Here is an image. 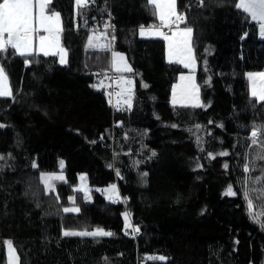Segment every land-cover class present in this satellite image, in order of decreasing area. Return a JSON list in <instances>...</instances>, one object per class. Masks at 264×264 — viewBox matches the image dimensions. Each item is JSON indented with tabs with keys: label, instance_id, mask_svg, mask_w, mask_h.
Instances as JSON below:
<instances>
[{
	"label": "trees",
	"instance_id": "1",
	"mask_svg": "<svg viewBox=\"0 0 264 264\" xmlns=\"http://www.w3.org/2000/svg\"><path fill=\"white\" fill-rule=\"evenodd\" d=\"M237 2L177 0L187 18L179 26L194 29L199 107L171 104L178 75L191 69L166 60L163 38L139 34L157 22L148 0H95L84 16L75 0H53L66 64L34 54L26 65L13 49L0 52L14 94L0 97V264L6 240L18 264H264V227L245 194L264 213L255 181L264 160L250 138L252 125L264 124V101L250 95L246 75L264 70V39ZM108 10L112 49L88 47L89 28L105 24ZM115 50L133 70L130 108L111 103L109 75L98 72ZM58 172L63 179L46 190L41 173ZM80 173L91 199L76 189ZM110 185L119 199L99 190ZM71 207L80 211H63ZM97 227L113 235H63Z\"/></svg>",
	"mask_w": 264,
	"mask_h": 264
},
{
	"label": "snow or ice",
	"instance_id": "2",
	"mask_svg": "<svg viewBox=\"0 0 264 264\" xmlns=\"http://www.w3.org/2000/svg\"><path fill=\"white\" fill-rule=\"evenodd\" d=\"M223 0H221V3ZM89 3H95V0H75V4L78 9V15H86V8ZM150 5L155 6L159 18V24L149 25L146 29L144 25L140 26L139 34L145 36L146 33L149 35H155L162 37L167 42V56L168 59L176 60L183 64L186 68H193L196 64L195 57L193 55L192 37L194 29L190 26L180 28L181 23L186 22V14L177 12V0H148ZM53 0H0V52L7 53L9 48L13 49L20 56L25 57V64L28 65L32 61L27 57L36 53H43L44 56H48L50 53H55L60 57V63L66 64L67 61V49L61 44V33L63 32L61 13L51 7ZM198 6L204 5V0H197ZM188 7V6H186ZM235 8L242 10L244 14L250 17L253 21L259 24V35L264 37V0H238L235 4ZM111 14L109 13V17ZM87 19L84 23L87 24ZM173 26L175 30L173 31ZM113 27L110 23L106 22L104 25L105 31L96 35L95 30L88 36V47L100 48L102 50L110 49L112 41H115V35H112L107 43H100L101 38L107 36V29ZM169 29L168 32L162 29ZM43 33V34H41ZM247 36V33H245ZM38 40V43H37ZM206 63V62H205ZM111 65L116 73L132 72L131 66L127 63L125 56L119 52H112ZM247 77L251 81L250 95L257 98L258 101H264V71L260 72H248ZM257 81H259V87H257ZM133 81L121 76L116 81V86L120 88L118 96H126L124 103L131 107L132 94H133ZM147 87V85H145ZM177 89L180 93V102H183L188 97H193L197 101L199 100L198 86L195 83V78L192 75L185 76L181 74L180 84L173 86L172 103L175 105L177 100ZM0 97H13V90L11 88L8 75L0 64ZM199 106V105H196ZM211 123V121H210ZM0 127L5 125L0 124ZM176 127V125H173ZM199 128V125H197ZM223 127V124L220 125ZM251 143L256 145L260 144L261 153L257 155L255 159L264 160V124H253L251 130ZM199 141V137L197 138ZM224 153H222L223 155ZM155 155V152H153ZM212 154L209 153V156ZM247 155V154H246ZM4 157L0 156V160ZM254 163V160H250L248 164L244 166V171L249 172L251 170L250 165ZM61 164L63 162L61 161ZM201 167V165H197ZM33 167H36L35 163ZM227 167V165H225ZM117 175L119 171L117 170ZM144 176L147 173L143 174ZM41 181L45 184L46 190L51 189L53 184L51 183L54 179H63V176H57L55 173H41ZM83 180L84 177H81ZM255 181L264 185V170L262 175L256 177ZM245 182H249V178H245ZM231 187V186H230ZM112 194L109 195V199H113L119 193L116 190V185H110ZM86 193L88 189H83ZM264 192V187L260 189ZM246 199H248V207L250 215L261 223V227H264V213H252L253 203L249 197V193L246 189ZM72 199V198H70ZM64 212H76L80 209L78 207L64 208ZM125 229L131 227L128 224L129 214L125 212ZM133 231L138 233L140 227L136 225ZM64 236H111L112 232L106 231L103 228L97 227L92 231L82 230H65ZM238 243V241H237ZM7 245V257L8 264H18L19 257L16 253V249L13 247L12 240H6ZM149 259H159L161 261L166 260L165 256H151Z\"/></svg>",
	"mask_w": 264,
	"mask_h": 264
},
{
	"label": "rangeland",
	"instance_id": "3",
	"mask_svg": "<svg viewBox=\"0 0 264 264\" xmlns=\"http://www.w3.org/2000/svg\"><path fill=\"white\" fill-rule=\"evenodd\" d=\"M154 9H155V16H156V18H157V23H159V18H158V14H157V10H156V8H155V6H154ZM177 12H178V10H177ZM179 13V12H178ZM250 18V17H249ZM251 19V18H250ZM252 20V19H251ZM253 21V20H252ZM256 24H257V27H258V34H259V24L256 22V21H254ZM180 27V26H179ZM145 28H147V27H145ZM181 29L183 28V27H180ZM163 31H165V32H168L169 31V29H167V28H164V29H162ZM173 31L175 30V26H173V29H172ZM101 32H104V31H100L99 32V34L101 33ZM99 34H97V35H99ZM260 36V35H259ZM152 37H156V38H162V37H159V36H155V35H153ZM261 37V36H260ZM261 38H263L264 39V37H261ZM102 40V42L103 43H107L108 42V37L106 36V37H104L103 39H101ZM165 43H166V60L167 61H169V62H177L176 60H169L168 59V56H167V42L165 41ZM115 52H119V51H117V50H115ZM119 53H122V52H119ZM37 54V53H36ZM124 56H125V58H126V61H127V63L130 65V63L128 62V60H127V57H126V55H125V53H122ZM58 56V55H57ZM111 57H112V53H111ZM59 60V59H58ZM60 61V60H59ZM60 63V62H59ZM182 66H184L183 64H181ZM131 66V65H130ZM185 67V66H184ZM186 68V67H185ZM196 68V64H195V66L193 67V68H188V69H191V70H188V72L189 71H192V69L194 70ZM261 71H264V70H261ZM258 72H260V71H258ZM120 74V76H123V77H125V78H127V79H131L132 81H133V85H132V88H134V78H133V76L129 73V72H125V73H119ZM248 82H249V86H250V90H251V81L249 80V78H248ZM175 84V83H174ZM173 84V85H174ZM173 87V86H172ZM257 87H259V81H257ZM123 98H124V100L126 99V96H120V99H119V101H118V99H116V102L115 103H117V105H119V104H121L120 103V101L122 102V104L123 105H127V104H125L124 103V101H123ZM119 102V103H118ZM120 106V105H119ZM1 156V155H0ZM62 172H59V173H55L57 176H63V174H61ZM81 177H84V179L82 180L81 179ZM58 180H62V179H54L53 181H58ZM52 183V182H51ZM53 188V187H52ZM51 188V189H52ZM84 188H87L88 189V192H87V199H91V196H90V193H89V190H90V188H89V186H88V179H87V175L85 174V173H80L79 174V176H78V184H77V187H76V189L77 190H80V191H82L84 194H85V196H86V193H85V191L83 190ZM100 191H102L103 192V194L105 195V196H109L110 194H112V190L110 189V186H107V187H105V188H102V189H99ZM229 191H231V190H229ZM120 198V196H119V194L117 195V196H114V198L112 199V200H115V199H119ZM253 209V208H252ZM252 212H253V214H255V211H253L252 210ZM6 251H7V246H6ZM7 254V253H6ZM7 264H8V257H7Z\"/></svg>",
	"mask_w": 264,
	"mask_h": 264
},
{
	"label": "crops",
	"instance_id": "4",
	"mask_svg": "<svg viewBox=\"0 0 264 264\" xmlns=\"http://www.w3.org/2000/svg\"><path fill=\"white\" fill-rule=\"evenodd\" d=\"M76 7H77V6H76ZM61 20H62V26H63V19H62V17H61ZM63 27H64V26H63ZM146 29H147V28H146ZM91 33H92V32H91ZM41 34H43V33H41ZM97 34H99V32L96 33V35H97ZM146 35H148V36H153V35H149V34H147V33H146ZM101 39H103V38H101ZM99 42L103 44L102 40H100ZM37 43H38V40H37ZM91 48H92V47H91ZM99 49H100V48H99ZM37 54H41V55H43V53H37ZM50 54H55V53L53 52V53H50ZM56 55H57V54H56ZM58 59L60 60L59 55H58ZM111 61H112V57H111ZM111 67H112V65H111ZM112 68H113V67H112ZM113 69H114V68H113ZM181 74H183V75H185V76H188V75H192V76H194V78H195V83H196V85L198 86L199 100L197 101V100H196L195 98H193V97H188V98H186L183 102H180V93H179V89H177V100H178V102H177L174 106H188V107H199V106H201V105H202V101H201V91H200L199 83H198V81H197L196 73L193 72V71L180 73V74L178 75L177 80H176V82H175L174 85H178V84H180V76H181ZM174 85H173V86H174ZM172 94H173V87H172V89H171V104L173 105V103H172ZM123 101H124V98H123ZM121 105H123V104H121ZM196 105H199V106H196ZM58 173H59V172H58ZM61 174H63V173H61ZM63 177H64V175H63Z\"/></svg>",
	"mask_w": 264,
	"mask_h": 264
},
{
	"label": "built area",
	"instance_id": "5",
	"mask_svg": "<svg viewBox=\"0 0 264 264\" xmlns=\"http://www.w3.org/2000/svg\"><path fill=\"white\" fill-rule=\"evenodd\" d=\"M107 22L112 25L111 16L109 17ZM153 24H159V23L154 22ZM94 30L96 33H98L100 31H105V28H104V26L95 27ZM112 32H113V27H110L107 29L108 40H110V38L112 36ZM112 43H113V41H112ZM100 73H103V72H100ZM108 75H109V86H110V91H109L110 100H111L112 104H115L116 99H118V101L120 99V96L117 95V93L120 92V88H118L116 86V81L120 78V75L118 73H116L112 68L109 70Z\"/></svg>",
	"mask_w": 264,
	"mask_h": 264
},
{
	"label": "bare ground",
	"instance_id": "6",
	"mask_svg": "<svg viewBox=\"0 0 264 264\" xmlns=\"http://www.w3.org/2000/svg\"><path fill=\"white\" fill-rule=\"evenodd\" d=\"M109 13L111 14V23H112V25H113V15H112V12L110 11V10H108L107 11V14H106V16H107V20H106V22L108 21V19H109ZM75 22H76V19H75ZM105 22V23H106ZM105 24H103V25H94V26H91L89 29H90V33L91 32H93V30H94V28L95 27H102V26H104ZM114 26V25H113ZM114 30H115V27H114ZM113 30V31H114ZM113 33V32H112ZM114 43V42H113ZM113 43H111V48L110 49H112V46H113ZM111 69V67L108 69V70H106V71H103V70H99L98 72L100 73V72H103V73H105V72H109V70Z\"/></svg>",
	"mask_w": 264,
	"mask_h": 264
}]
</instances>
